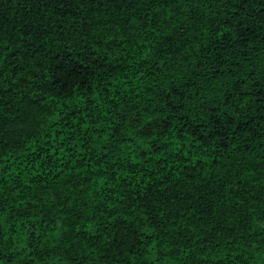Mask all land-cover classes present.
Returning <instances> with one entry per match:
<instances>
[{
  "label": "trees",
  "instance_id": "trees-1",
  "mask_svg": "<svg viewBox=\"0 0 264 264\" xmlns=\"http://www.w3.org/2000/svg\"><path fill=\"white\" fill-rule=\"evenodd\" d=\"M0 264H264V0H0Z\"/></svg>",
  "mask_w": 264,
  "mask_h": 264
}]
</instances>
